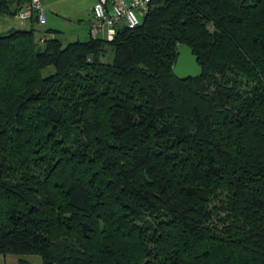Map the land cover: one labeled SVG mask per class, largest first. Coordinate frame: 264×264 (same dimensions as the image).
<instances>
[{
	"label": "trees",
	"instance_id": "1",
	"mask_svg": "<svg viewBox=\"0 0 264 264\" xmlns=\"http://www.w3.org/2000/svg\"><path fill=\"white\" fill-rule=\"evenodd\" d=\"M31 20L0 26V254L264 264V0H151L112 41Z\"/></svg>",
	"mask_w": 264,
	"mask_h": 264
},
{
	"label": "crops",
	"instance_id": "2",
	"mask_svg": "<svg viewBox=\"0 0 264 264\" xmlns=\"http://www.w3.org/2000/svg\"><path fill=\"white\" fill-rule=\"evenodd\" d=\"M97 0H45L47 9V22L38 24L43 30L40 38L58 37L64 44L72 41H86L94 38L92 24L94 22V5ZM5 15L1 21V30L8 32L15 28H29L32 20L16 24ZM14 18L13 16H10ZM15 19V18H14ZM17 20V19H16ZM28 23L30 26H26ZM53 29L51 33L44 32ZM50 31V30H49ZM65 39V40H64ZM26 260L25 264H42L38 255L0 254V264H20V260Z\"/></svg>",
	"mask_w": 264,
	"mask_h": 264
},
{
	"label": "built area",
	"instance_id": "3",
	"mask_svg": "<svg viewBox=\"0 0 264 264\" xmlns=\"http://www.w3.org/2000/svg\"><path fill=\"white\" fill-rule=\"evenodd\" d=\"M151 0H97L94 5V22L92 34L112 41L121 25L134 28L141 23L142 17L148 12ZM36 17L38 24L47 22L45 0H30L17 11V20H31Z\"/></svg>",
	"mask_w": 264,
	"mask_h": 264
},
{
	"label": "water",
	"instance_id": "4",
	"mask_svg": "<svg viewBox=\"0 0 264 264\" xmlns=\"http://www.w3.org/2000/svg\"><path fill=\"white\" fill-rule=\"evenodd\" d=\"M173 73L183 79H197L203 75V66L199 64L198 57L187 44L179 45Z\"/></svg>",
	"mask_w": 264,
	"mask_h": 264
},
{
	"label": "rangeland",
	"instance_id": "5",
	"mask_svg": "<svg viewBox=\"0 0 264 264\" xmlns=\"http://www.w3.org/2000/svg\"><path fill=\"white\" fill-rule=\"evenodd\" d=\"M6 18H9L11 19L12 21H14L16 24H20V22H26V21H23V20H16L14 18H11L10 16H7ZM26 26H30L28 23H26ZM40 27V26H39ZM41 28V27H40ZM42 29V28H41ZM3 31V30H2ZM40 36V33H38V37ZM65 40V39H64Z\"/></svg>",
	"mask_w": 264,
	"mask_h": 264
}]
</instances>
